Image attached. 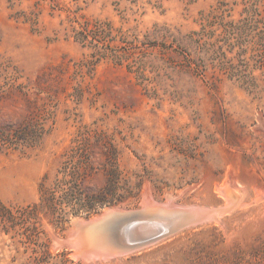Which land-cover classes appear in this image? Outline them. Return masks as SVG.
<instances>
[{"label": "rangeland", "instance_id": "rangeland-1", "mask_svg": "<svg viewBox=\"0 0 264 264\" xmlns=\"http://www.w3.org/2000/svg\"><path fill=\"white\" fill-rule=\"evenodd\" d=\"M225 1L236 18L249 5ZM218 2L44 0L36 5L25 0L13 5L0 0V127L20 124L38 108L55 111L52 131L38 146L0 151V202L36 203L44 175L57 172L62 154L86 125L124 139L122 168L144 176L138 199L90 218H72L62 232L43 219L47 236L41 242L48 241L53 255L65 251L75 264H264V66L251 63L257 92L229 81L212 87L184 70L179 53L185 49L182 36L199 30V13L211 12ZM22 12L38 13V25L19 19ZM258 12H264V2ZM77 14L110 21L126 32L127 43L116 32L111 47L126 50L134 70L145 56V77L102 60L92 74L85 69L83 97L74 96L77 70L91 59V50L66 35L68 23L62 25ZM155 29L170 32L166 42L172 49L164 50L161 36L150 38L159 42L156 48L135 39L144 41ZM170 198L182 206L220 209V216L107 261L88 259L64 243L77 219L110 208L144 209L152 200ZM1 230L0 225V264H28L32 252Z\"/></svg>", "mask_w": 264, "mask_h": 264}, {"label": "trees", "instance_id": "trees-1", "mask_svg": "<svg viewBox=\"0 0 264 264\" xmlns=\"http://www.w3.org/2000/svg\"><path fill=\"white\" fill-rule=\"evenodd\" d=\"M10 1L15 5L25 0ZM42 1L36 0L35 4L39 5ZM263 2L248 0L249 5L244 12H240L239 18L230 12L225 0H219L211 12H200L197 20L199 30H193L181 38L180 45L185 49L179 53L185 58L184 70L194 72L212 87L229 81L247 91L257 92L260 86L252 77L251 63L257 61L261 67L264 66V12H258L259 4ZM18 18L36 26L39 14L22 12ZM66 22V35L91 50V59L82 63L77 70L78 87L74 96L79 99L83 97L85 69L88 68L87 72L92 74L95 65L102 60L126 66L130 73L145 77L149 64L145 56L141 59V67L134 70L128 52L111 47L115 38L112 41L110 38L116 32L120 41L127 43L129 35L121 28H115L110 21H93L83 14L69 16L62 25ZM169 33L168 30L162 33L155 29L145 36L144 41H140L137 36L135 39L142 44L150 42V46L156 48L159 42L151 41L150 38L161 36L165 43L164 50L167 51L173 48V43L166 42ZM254 34H262L263 37L255 40ZM252 45L256 48L250 50ZM255 49L259 53L249 56L250 51ZM54 124L55 111L48 106L35 109L20 124L7 123L0 127V151L35 148L52 131ZM121 141L116 133L88 125L82 127L62 154L57 172L44 175L39 184V200L36 203L8 206L0 202L1 233L12 239L19 238L16 245L20 244L27 252H32L28 264H75L65 251L53 255L48 241L41 242L42 235L46 234L42 229L43 219L53 225L57 232H62L72 218H90L106 207L140 197L144 176L122 168L125 148Z\"/></svg>", "mask_w": 264, "mask_h": 264}, {"label": "water", "instance_id": "water-1", "mask_svg": "<svg viewBox=\"0 0 264 264\" xmlns=\"http://www.w3.org/2000/svg\"><path fill=\"white\" fill-rule=\"evenodd\" d=\"M213 211L178 205L173 198L166 203L152 200L144 209L110 208L95 218L77 219L64 243L88 259L107 261L212 219L216 215Z\"/></svg>", "mask_w": 264, "mask_h": 264}, {"label": "bare ground", "instance_id": "bare-ground-1", "mask_svg": "<svg viewBox=\"0 0 264 264\" xmlns=\"http://www.w3.org/2000/svg\"><path fill=\"white\" fill-rule=\"evenodd\" d=\"M226 187H228V186H226ZM226 189H227V188H226ZM229 190H230V189H229ZM227 192H228V190H227ZM229 193H230V191H229ZM229 193H228V194H229ZM236 196H237V195H236ZM224 197H225V196H224ZM225 198H226V197H225ZM227 199H229V198H227ZM231 199H232V198H231ZM227 201H228V200H227ZM230 202H231V201H230ZM235 202H236V201H235ZM233 203H234V202H233ZM228 205H231V204H228ZM228 205H227V207H228ZM225 207H226V206H225ZM227 207H226V208H227ZM212 210H213V209H212ZM213 214H217V215L220 216V212H217V210H214V211H213ZM78 221H79V220H78Z\"/></svg>", "mask_w": 264, "mask_h": 264}]
</instances>
